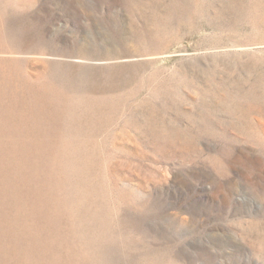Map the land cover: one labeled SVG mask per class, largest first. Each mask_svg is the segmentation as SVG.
<instances>
[{
	"label": "rangeland",
	"instance_id": "1",
	"mask_svg": "<svg viewBox=\"0 0 264 264\" xmlns=\"http://www.w3.org/2000/svg\"><path fill=\"white\" fill-rule=\"evenodd\" d=\"M0 264H264V0H0Z\"/></svg>",
	"mask_w": 264,
	"mask_h": 264
}]
</instances>
